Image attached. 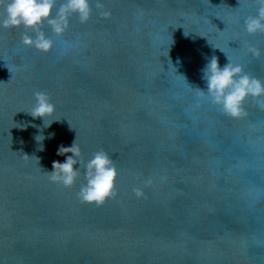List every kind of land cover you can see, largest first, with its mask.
Segmentation results:
<instances>
[{"label":"water","instance_id":"1","mask_svg":"<svg viewBox=\"0 0 264 264\" xmlns=\"http://www.w3.org/2000/svg\"><path fill=\"white\" fill-rule=\"evenodd\" d=\"M90 6L62 36L45 22L49 52L0 29V264H264V97L234 118L196 94L213 54L264 81V32L244 27L256 0ZM37 91L52 114H28ZM73 141L116 166L102 205L78 198L82 165L69 187L49 179Z\"/></svg>","mask_w":264,"mask_h":264},{"label":"clouds","instance_id":"2","mask_svg":"<svg viewBox=\"0 0 264 264\" xmlns=\"http://www.w3.org/2000/svg\"><path fill=\"white\" fill-rule=\"evenodd\" d=\"M256 3V15H250L244 20L245 31L249 34L264 32V0H256ZM97 6H100L99 2ZM91 11L90 0H0V29L23 26L26 31L21 35V43L40 52H49L55 41L44 31L45 22L55 36H62L73 14L78 15L84 23L90 18ZM102 15L109 16L110 12L104 11ZM248 51L255 56L260 55V50L255 47H249ZM201 79L206 82V88L197 87V96L206 98L223 113L234 118L246 114L244 102L249 96L264 97V81L252 76L244 70L242 64L228 57L223 65L215 54L206 58L201 69ZM54 110L55 105L50 96L44 91H37L28 114L33 118L45 117ZM57 155L65 156V159L52 162L49 179L55 183L65 187L73 185L80 174V166H83L86 182L77 193L81 202L102 205L108 198L117 195L115 180L118 173L106 151L101 149L83 162L79 159L80 147L73 141L69 146L61 145ZM134 192L138 197L144 195L140 188L134 189Z\"/></svg>","mask_w":264,"mask_h":264}]
</instances>
